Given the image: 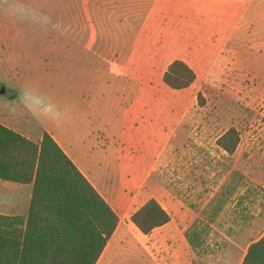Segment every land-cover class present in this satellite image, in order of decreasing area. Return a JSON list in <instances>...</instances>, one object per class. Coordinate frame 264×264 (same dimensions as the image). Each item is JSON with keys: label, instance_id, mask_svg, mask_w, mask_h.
<instances>
[{"label": "crops", "instance_id": "0c3cea01", "mask_svg": "<svg viewBox=\"0 0 264 264\" xmlns=\"http://www.w3.org/2000/svg\"><path fill=\"white\" fill-rule=\"evenodd\" d=\"M40 3L34 0V5L39 7ZM219 9L225 16L239 13L243 30L242 24L254 10L260 9L264 15V0H67L64 13L50 16L49 28L44 31L62 38L64 44L56 46L65 47L72 57L74 49H81L82 58L96 59H80L82 68L76 84L74 75L67 73L72 82L65 94L64 111L50 104L58 113L51 121L26 109L31 119H23L5 114L0 106V123L27 139L39 144L43 133L48 132L118 215L117 228L96 264H122L127 256L133 264H187L183 222L175 221L158 201L171 221L149 235L140 232L131 220L136 212L133 188L144 175L140 156L160 142L177 138L166 128L176 107L160 97L166 88L163 77L168 66L177 60L188 64L197 78L178 92L191 94L194 86L197 93L205 79L226 74L221 65L233 57L245 59L249 51L222 48L220 32L212 26ZM33 14L27 18L34 17V24L27 27L24 10H8L5 17L9 27L0 31L42 32V15ZM203 17L210 23L208 28L202 26ZM224 37L221 33V39ZM175 41H182V47L172 45ZM261 46L264 38L256 39L252 47ZM210 54L215 61L203 70L202 59H209ZM256 61L264 63V59ZM34 90L43 95L42 90ZM11 99L21 103L17 94ZM0 186L21 195L31 186L32 195V184L0 179ZM29 207L26 213L15 200L5 199L3 192L0 195L2 216L27 218ZM174 239H181V248L163 247Z\"/></svg>", "mask_w": 264, "mask_h": 264}, {"label": "rangeland", "instance_id": "374dc122", "mask_svg": "<svg viewBox=\"0 0 264 264\" xmlns=\"http://www.w3.org/2000/svg\"><path fill=\"white\" fill-rule=\"evenodd\" d=\"M66 3L41 0L38 7L34 0H0L1 29L9 27L8 10H24L27 27L34 24V17L27 16L39 12L43 25V31L36 33L0 31V106L5 114L31 119L21 103L11 99L22 89L42 90L45 104L64 111L65 94L72 82L67 73L74 75L76 84L80 59H96L82 58L81 49H74L72 57L65 47L56 46L64 44L62 38L44 31L50 16L64 13ZM260 12L254 10L242 30L239 13L225 16L218 10L212 26L220 32L222 48L249 49L245 59H229L221 65L226 74L202 81L200 92L194 93V86L191 94L166 86L160 97L176 107L166 128L177 138L160 142L140 156L144 175L133 188V211L154 198L175 221H182L187 264H242L249 245L264 237V63L256 61L264 59V46L252 47L256 39L264 38ZM204 19L207 17L202 26L208 28L210 23ZM221 33L225 35L222 39ZM182 44L172 43L177 48ZM212 56L202 59L203 70L213 65ZM45 117L54 119L52 114ZM232 128L239 133V144L228 154L218 146V139ZM2 192L5 199L15 200L28 212L31 186H26L24 195L0 186V195ZM163 247L181 248L182 241L170 240ZM122 264L133 263L127 256Z\"/></svg>", "mask_w": 264, "mask_h": 264}, {"label": "trees", "instance_id": "16d2710c", "mask_svg": "<svg viewBox=\"0 0 264 264\" xmlns=\"http://www.w3.org/2000/svg\"><path fill=\"white\" fill-rule=\"evenodd\" d=\"M196 78L188 64L177 60L163 81L179 91ZM238 144L235 128L218 139L228 154ZM0 179L33 187L27 218L0 215V264L97 263L119 217L48 132L37 144L0 123ZM131 220L149 235L171 216L152 198ZM242 264H264V237L249 245Z\"/></svg>", "mask_w": 264, "mask_h": 264}, {"label": "clouds", "instance_id": "9594fccd", "mask_svg": "<svg viewBox=\"0 0 264 264\" xmlns=\"http://www.w3.org/2000/svg\"><path fill=\"white\" fill-rule=\"evenodd\" d=\"M18 99L22 107L29 113L39 116L45 114L58 115V113L54 112L53 106L45 104L42 97L34 89H22L18 94Z\"/></svg>", "mask_w": 264, "mask_h": 264}]
</instances>
